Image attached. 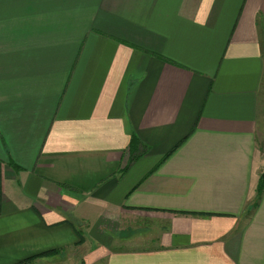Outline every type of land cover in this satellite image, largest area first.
<instances>
[{"label": "crops", "instance_id": "crops-1", "mask_svg": "<svg viewBox=\"0 0 264 264\" xmlns=\"http://www.w3.org/2000/svg\"><path fill=\"white\" fill-rule=\"evenodd\" d=\"M263 172L264 0H0V264H264Z\"/></svg>", "mask_w": 264, "mask_h": 264}, {"label": "trees", "instance_id": "trees-1", "mask_svg": "<svg viewBox=\"0 0 264 264\" xmlns=\"http://www.w3.org/2000/svg\"><path fill=\"white\" fill-rule=\"evenodd\" d=\"M132 142H133V140H132ZM133 143H135V141ZM169 155L170 154H168V156ZM168 156H166L163 160H165ZM263 189H264V180L261 177L260 180H259V184H258V187H257V191H256V194H257L256 195V198L254 199V201L252 202V204L250 206V209L251 210L257 208L258 203H259V200H260V197H261V192H262ZM250 211H248L249 214L251 213Z\"/></svg>", "mask_w": 264, "mask_h": 264}, {"label": "water", "instance_id": "water-1", "mask_svg": "<svg viewBox=\"0 0 264 264\" xmlns=\"http://www.w3.org/2000/svg\"><path fill=\"white\" fill-rule=\"evenodd\" d=\"M261 177H262V179L264 180V172L262 173Z\"/></svg>", "mask_w": 264, "mask_h": 264}]
</instances>
